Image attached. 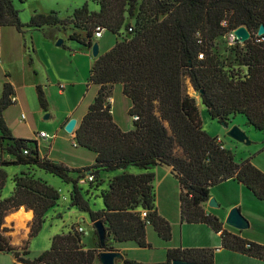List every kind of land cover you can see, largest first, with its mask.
Returning <instances> with one entry per match:
<instances>
[{
  "label": "trees",
  "instance_id": "16d2710c",
  "mask_svg": "<svg viewBox=\"0 0 264 264\" xmlns=\"http://www.w3.org/2000/svg\"><path fill=\"white\" fill-rule=\"evenodd\" d=\"M93 1L98 11H92L85 2L70 18L61 19L52 10L22 23L14 0H0V30L15 26L22 32L25 26L44 28L72 22L78 31L69 38L90 49L98 25L117 36L123 32L110 49L94 58L89 80L98 86L97 94L75 129L78 146L95 153L92 165L68 167L41 156L38 140L15 137L4 118L15 91L9 81L4 83L0 147L13 159L0 161V253L12 252L17 261L26 264H101V251L113 250L110 238L151 247L147 237L151 225L162 239L171 240L173 228L158 211L153 185V168L168 165L180 184L182 221L205 223L216 232L222 231L223 247L264 259L263 244L224 229V222L204 207L211 197V187L230 179L264 199V171L252 157L237 161L222 139L204 130L196 98L185 91L188 77L194 89L202 91L201 100L212 118L228 123L241 115L248 125L264 130V40L258 35L264 24V0ZM240 26L251 32L250 39L232 45L239 53L237 62L244 68L241 72L224 64L215 51L217 39ZM29 64L33 67L32 57ZM116 84L122 85L131 100L128 113L133 129L124 130L114 119L110 98ZM36 88L41 106L47 109L42 85ZM10 164L36 167L71 183V205L88 212L92 221H103L106 244L99 240L98 245L88 246L84 231L72 225L68 232L54 235L50 248L36 258L23 257L22 253L29 254L28 245L22 252L10 244L3 234L5 217L22 207L33 210L29 233L33 237L42 230L61 195L45 179L22 171L13 177L11 195L2 198L8 174L1 165ZM130 167L141 172H131ZM112 171L121 172L106 181L104 172ZM89 174L94 180L87 183H95L93 190L103 199L102 209L92 208L85 186L80 185V179ZM143 209L148 211L146 218L142 217ZM174 259L215 264V249L172 247L167 249L165 261L147 263L125 258L122 264H172Z\"/></svg>",
  "mask_w": 264,
  "mask_h": 264
},
{
  "label": "rangeland",
  "instance_id": "374dc122",
  "mask_svg": "<svg viewBox=\"0 0 264 264\" xmlns=\"http://www.w3.org/2000/svg\"><path fill=\"white\" fill-rule=\"evenodd\" d=\"M85 2L89 3L91 10L97 9L98 7L95 2L90 0H14L15 6L19 9V18L22 23L29 22L32 16L37 13L47 14L52 10L56 11L61 19L70 18L74 10L80 8ZM12 27L8 26L6 29H11ZM25 30L30 53L37 60L38 65L36 67L30 66L29 55H26V62H22L21 53L16 52L11 42L5 44L0 62V95L3 84L6 80H9L16 84L22 97L18 102L6 108L7 110L5 109V117L9 129L15 137L24 139H36L41 131L48 133L49 139L45 140L40 138V151L44 155L48 154L49 158L53 160H64L70 166H79L76 168L95 162V153L85 147L74 146V138L62 126L69 117H82L97 94L98 86L89 80L91 66L95 58L92 51L81 50L78 42L68 38L71 33L78 31L72 22L53 24L33 30L25 28ZM122 33L117 36L105 29L102 37L97 38L94 36L95 41L100 44V54L105 49L111 48L117 39H121ZM47 35L51 37H47ZM55 36H59L58 39L62 38L64 43L57 45L58 40H54ZM215 51L224 64L240 72L244 71V68L237 62V56L239 54L237 48L229 44L226 36H221L217 39ZM35 71L37 74H35ZM37 84L42 85L46 92L47 109H43L39 102L36 88ZM185 91L196 98L204 130L211 136L222 138L225 145L235 153V159L237 161L252 157L253 163L264 170V130H257L253 126L248 125L246 119L241 115L234 116L228 122L229 127L233 125L240 126L246 131L251 140L250 144L238 142L227 135L228 129L222 122L210 116L201 100L200 93L194 89L188 77L185 79ZM111 97L112 111L116 122L125 130L133 129V120L128 113L131 100L123 93L121 84L114 86ZM23 114H25L24 118H22ZM46 115H49V117H46ZM1 136L0 129V140ZM12 159L13 157L0 147V161H9ZM1 167L8 174L2 195H8L11 184H13L12 175L15 172L18 174L17 171H19L21 166L10 164L1 165ZM131 168L139 169L137 167ZM24 171L37 176H40L39 173L41 172L45 176L46 181L57 188L61 195L58 206L50 210L47 214L46 222L43 224L42 230L30 238L31 252L29 258L39 256L47 250L51 242V236L59 233L64 222L68 226L78 221L73 225L76 227L82 225L84 227V240L86 244L89 246L99 244V235L89 213L72 206L71 201L68 200L70 194V184L68 182H65L57 175L44 173L36 167H31L30 170L27 168ZM79 182L81 183L80 185L85 186L87 194L93 203L92 208L98 210L100 205L103 207V199L95 197V195L99 194L93 190L95 183L89 185L81 179ZM154 184L157 185V179ZM165 184L166 182L162 183L160 191L156 190V195H158V202H160V210L167 217L162 216L168 219V221H175V223L170 222L174 230L172 242L179 244L182 238L179 184L176 180L170 188L163 186ZM155 188L157 189V187ZM211 197L216 198L219 203V206L214 208L228 210L227 214L233 207L238 206L242 213V208L253 212L254 216L250 217L251 220H264V201L254 196L249 198L243 194L237 182L224 181L211 187ZM233 199L240 201L242 207L240 205L229 207L228 202ZM20 209L9 213L5 217L3 227L6 230L3 231V234L8 237L10 244L24 250L28 245L26 237L31 228V224L28 221L31 220L29 218L23 224H20L12 218V215ZM244 216L250 221L245 214ZM197 227L186 224L184 236L188 237L190 234L191 237H194L198 229ZM250 229L252 228L249 227L246 231ZM149 232L154 235L151 239L148 238L151 247L142 248L135 242H124L119 244L121 253L129 259L147 263L156 258H160L164 252L165 241L161 240L152 228H149ZM117 261L119 260L117 259ZM15 263L20 264L12 252L6 251L0 254V264Z\"/></svg>",
  "mask_w": 264,
  "mask_h": 264
},
{
  "label": "crops",
  "instance_id": "0c3cea01",
  "mask_svg": "<svg viewBox=\"0 0 264 264\" xmlns=\"http://www.w3.org/2000/svg\"><path fill=\"white\" fill-rule=\"evenodd\" d=\"M90 1H93V0H90ZM94 2V1H93ZM96 4V3H95ZM97 5V4H96ZM98 6V5H97ZM99 10V6L97 7V9H93L92 11H98ZM8 26H4L1 28L0 30V62L2 60V56H3V49H4V46L6 43H9L11 42V45L13 47H15L16 49V52H20L21 53V61L22 62H26V55H29L30 57L33 58V55L30 53V50H29V46H28V38L26 37L25 35V28L26 29H35L33 27H28V26H25L23 28V31H19L16 27H12L11 29H6ZM47 37H51L49 35H47ZM58 37L59 36H55L54 40L57 41L58 40ZM53 38V37H52ZM69 38V37H68ZM70 39V38H69ZM70 40H73V39H70ZM76 41V40H74ZM78 42V41H76ZM64 43V42H63ZM99 43V42H98ZM79 46H80V49L81 50H91L90 48L80 44L78 42ZM99 47H100V44H99ZM101 49V48H100ZM108 49L110 48H107L105 49V51H107ZM101 51V50H100ZM104 51V52H105ZM103 52V53H104ZM34 64L33 66L36 67L38 65V62L36 59H34ZM94 63V61H93ZM93 63H92V66H93ZM91 66V68H92ZM6 81H9V80H6ZM5 81V82H6ZM13 87H14V94H13V98H15V101L13 103H16L20 100L21 97V93H20V90L19 88L16 86V84H14V82H11L9 81ZM3 88H4V84H3ZM3 88H2V92H1V95L3 93ZM123 88V87H122ZM123 90V89H122ZM45 91V90H44ZM62 92V90H61ZM46 94V92H45ZM0 95V96H1ZM110 101L112 102V97L110 98ZM7 110V109H6ZM5 110V111H6ZM88 110V109H87ZM113 110V109H112ZM5 111H4V118L6 120V117H5ZM87 112V111H86ZM85 115V114H84ZM83 115V116H84ZM82 116V117H83ZM114 116V115H113ZM82 117L80 118H76L77 119V124H76V127L78 125V123L80 122V120L82 119ZM72 117H69L65 120V122L63 123V128L65 129V125L68 123V121L71 119ZM115 119V118H114ZM116 121V120H115ZM7 123V122H6ZM118 123V122H117ZM119 124V123H118ZM120 125V124H119ZM125 130V129H124ZM12 132V131H11ZM13 134V133H12ZM71 136L73 137V134H71ZM220 138V137H219ZM222 139V138H220ZM36 140H38V144H39V151H40V138L36 137ZM223 140V139H222ZM226 146V145H225ZM76 147H80V146H76ZM227 147V146H226ZM83 148V147H82ZM228 148V147H227ZM230 149V148H229ZM232 150V149H231ZM40 154L41 156H47L49 157L48 154L44 155L41 153L40 151ZM51 159V158H50ZM53 160V159H51ZM55 162H61V163H64L65 165H67L68 167H71V168H76V167H79V166H70L69 164H67L66 162H64V160H53ZM94 163V162H93ZM93 163L91 164H88V165H85V166H89V165H92ZM17 165H20L21 167L19 168V171L18 174H20L22 171L26 170L28 167L25 166V165H21V164H17ZM165 166V167H164ZM84 167V166H82ZM3 168V167H2ZM30 170V168H28ZM261 169V168H260ZM129 171L131 172H135V173H139L141 172L140 169H133V168H129L128 169ZM262 170V169H261ZM42 171V170H41ZM153 171L155 172V178H154V181H153V185H154V189H155V193H156V190H161L162 188V183L163 182H166L165 187L167 188H170V186L172 187V184L175 182V180L178 182L179 184V181L178 179L176 178L175 176V172L173 170V168L171 166H168V165H158V166H155L153 168ZM264 171V170H263ZM44 173H49V172H45V171H42ZM121 171H112V172H104V176L103 178L108 181L112 176H114L115 174H118L120 173ZM41 178L45 179V176L41 174V172L39 173ZM16 174V172L12 175V177H14ZM76 176V175H75ZM172 176V177H171ZM157 179V185H155V181ZM46 180V179H45ZM159 180V182H158ZM227 181H234V182H237L236 180H233V179H230V180H227ZM173 182V183H172ZM13 184H11V188L10 190L8 191V195H2L1 197L4 198V197H7L9 195H11V193L13 192L14 190V182H12ZM222 183V182H221ZM239 184V188L240 190L243 192V194L247 195L249 198H252L251 196H255V194L249 190L244 184L240 183V182H237ZM70 184V188H69V193L71 194V190H72V185L71 183H68ZM103 186H106V183L103 184ZM157 187V189L155 188ZM172 190V189H171ZM179 190H180V184H179ZM4 192V191H2ZM70 194H69V198L68 200H71L70 199ZM95 197H99L101 199L100 196H97L95 195ZM158 195H156L155 197V204L158 208V211L161 215H164L162 214L161 210H160V202H158ZM222 197L224 198V196L222 195ZM257 199H259L258 197H256ZM259 200H263L264 199H259ZM179 201H180V191H179ZM92 202V200H91ZM97 203V202H96ZM93 204V203H92ZM229 204V207L231 206H234V205H240L242 207V204L240 201L238 200H232L230 202H228ZM204 207L205 209L208 211V212H211L215 215H217L223 222H224V226L223 228L224 229H227L228 231L230 232H233L237 235H240L241 237L247 239L248 241L250 242H255V243H259V244H263L264 245V220L262 221H253L251 220L250 217H253L254 214L253 212H251L250 210L246 209V208H242L243 210V213L250 219L249 223V227L252 228L250 230H247L244 229V230H238L232 226H229L228 224L225 223V218L227 216V211L228 210H220V209H216L214 207H210L208 205V201L204 204ZM102 205H100L99 209H102ZM24 210H27L25 207H24ZM29 212H31V216H30V220L31 221H28L30 222L29 224H31L32 222V219L34 217V213H33V210H27ZM165 217H167L166 215H164ZM46 222V221H45ZM44 222V223H45ZM78 222V221H77ZM76 221L74 223H71L70 225L67 226L66 222H64V224L61 226L60 230H59V233H63V232H68L70 229H71V226L75 223H77ZM171 223H175V221H170ZM186 224H189V225H195V226H198L197 230H196V235L194 237H191L190 234L188 237H185L184 236V230H185V226ZM181 227H182V238H181V241L179 242V244H175L172 242L173 238H174V235L172 236V239L167 241V240H164L162 239L158 232L154 229L153 226L149 225L148 228H147V237L149 239H151L154 235H152L151 232H149V228H152L154 230L155 233H157L158 237L161 239V240H164L165 241V244H164V252H163V255L160 256V258H156L155 260H151L149 263H156V262H162V261H165L166 258H167V249L168 248H172V247H211V248H214L215 249V260H216V263L215 264H264V259H261V258H258V257H255V256H251V255H248V254H245V253H241V252H238V251H234V250H230V249H227L225 247H223L222 245V238H221V233L222 231L220 232H216L215 230H213L209 225L205 224V223H188V222H185V221H181ZM31 229V228H30ZM30 229H29V232L27 234V237H26V241L28 243V247H27V250L29 251V254L31 252V249H30ZM248 229V228H247ZM174 231V230H173ZM58 234V233H57ZM56 235V234H54ZM51 236V242H52V238L53 236ZM51 242H50V245L48 246V248H50L51 246ZM110 246H113V250H118L120 251V247H119V244L121 243H124V242H114L111 238H110ZM127 242H134V241H127ZM89 246V245H88ZM139 246V245H138ZM140 247V246H139ZM47 248V249H48ZM142 248H146V247H142ZM20 251L23 252V250L19 247L18 248ZM121 252V251H120ZM3 253V252H2ZM1 254V253H0ZM29 254L25 255V254H21L23 257L25 258H29ZM37 257V256H36ZM34 257V258H36ZM16 258V257H15ZM34 258H29V259H34ZM125 258H128L127 256L123 255V258L122 259H118L119 261L116 260V264H122L123 263V260ZM17 260V259H16ZM19 262L20 264H26L22 261H17Z\"/></svg>",
  "mask_w": 264,
  "mask_h": 264
},
{
  "label": "water",
  "instance_id": "95a60500",
  "mask_svg": "<svg viewBox=\"0 0 264 264\" xmlns=\"http://www.w3.org/2000/svg\"><path fill=\"white\" fill-rule=\"evenodd\" d=\"M235 34L239 38V40L244 43L251 37V32L246 26H240L235 29ZM258 35H264V24H261L258 29ZM64 40L62 38L58 39L57 45H62ZM92 53L93 56L96 58L100 55V47L98 42H94L92 46ZM202 93V91H200ZM46 117H49V115H46ZM77 124L76 118H71L68 123L65 125V130L69 132L70 134H75V127ZM222 124L228 129L227 135L231 137L232 139L244 143V144H250L251 140L249 139V136L247 135L246 131L243 130L238 125H233L232 127H229V123L222 122ZM208 205L210 207H218L219 203L216 198L210 197L208 200ZM24 209V207H22ZM225 223L229 226H232L239 230H244L249 228V220L244 216L241 209L238 206L233 207L229 213L226 216ZM94 226L96 228V231L99 235V240L101 244L104 246L106 244V237H107V231L105 224L102 220L98 219L94 222ZM123 257V254L118 250H103L100 253V263L101 264H116L117 259H121ZM172 264H193L192 262H188L185 260L180 259H174L172 260Z\"/></svg>",
  "mask_w": 264,
  "mask_h": 264
},
{
  "label": "built area",
  "instance_id": "2783aa9c",
  "mask_svg": "<svg viewBox=\"0 0 264 264\" xmlns=\"http://www.w3.org/2000/svg\"><path fill=\"white\" fill-rule=\"evenodd\" d=\"M105 29L106 28L103 27L102 25H98L96 27V29H95V33H94L95 37H97V38L102 37L103 34H104ZM259 36L261 37V40H264V35H259ZM226 38L228 39V42H229L230 45H235L236 43L241 42L239 40V38L237 37V35L235 34V30L229 32L227 34ZM12 101L14 102L15 101V98L12 97ZM24 117H25V114L22 115V118H24ZM37 137L38 138H41V139H45V140H47V139L50 138L49 137V134L46 133L45 131H41L38 134ZM73 138H74L73 145L74 146H77L78 143H77V140L75 139V134H73ZM25 152H28V151L25 150ZM81 180H83L85 182H87V181H93L94 180V175L93 174H89L86 177L81 178ZM141 214H142V217L143 218H146L148 216V211L145 210V209H143ZM78 229H79V231H85L83 226H79Z\"/></svg>",
  "mask_w": 264,
  "mask_h": 264
},
{
  "label": "bare ground",
  "instance_id": "6f19581e",
  "mask_svg": "<svg viewBox=\"0 0 264 264\" xmlns=\"http://www.w3.org/2000/svg\"><path fill=\"white\" fill-rule=\"evenodd\" d=\"M31 216V212L20 209L18 212L12 215V218H14L18 223L23 224L26 220H28Z\"/></svg>",
  "mask_w": 264,
  "mask_h": 264
}]
</instances>
